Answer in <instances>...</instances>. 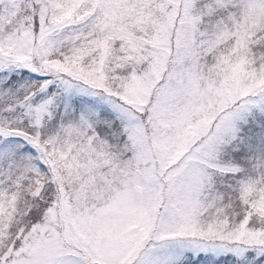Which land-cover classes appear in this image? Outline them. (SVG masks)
Returning <instances> with one entry per match:
<instances>
[{
    "label": "snow or ice",
    "instance_id": "snow-or-ice-1",
    "mask_svg": "<svg viewBox=\"0 0 264 264\" xmlns=\"http://www.w3.org/2000/svg\"><path fill=\"white\" fill-rule=\"evenodd\" d=\"M0 264H264V0H0Z\"/></svg>",
    "mask_w": 264,
    "mask_h": 264
}]
</instances>
